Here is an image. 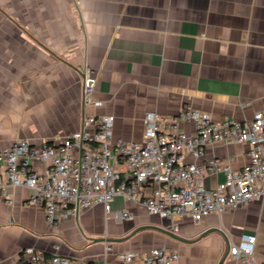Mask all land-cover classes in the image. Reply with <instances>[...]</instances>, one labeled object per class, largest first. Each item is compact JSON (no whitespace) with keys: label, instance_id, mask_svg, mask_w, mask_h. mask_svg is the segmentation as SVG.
I'll list each match as a JSON object with an SVG mask.
<instances>
[{"label":"crops","instance_id":"crops-1","mask_svg":"<svg viewBox=\"0 0 264 264\" xmlns=\"http://www.w3.org/2000/svg\"><path fill=\"white\" fill-rule=\"evenodd\" d=\"M98 80L96 107L83 100L86 73ZM185 104L214 121H247L264 109V0H0V151L18 138L57 143L84 126L85 114L115 116L114 137L141 141L148 110L177 115ZM182 128L193 132V124ZM249 145L224 143L209 158L248 162ZM223 173L204 183L216 186ZM31 191L14 189L9 204L0 191V264H23L33 247L51 256L120 264L125 251L141 254L168 246L175 264H218L244 233H256L255 259L264 262V202L251 201L210 214L200 222H179L178 241L145 225L170 228L172 220L150 215L116 197L113 209L132 219L116 220L103 205L79 210L51 226ZM220 228L225 234L203 233ZM136 264H142L141 261ZM225 264H237L228 257Z\"/></svg>","mask_w":264,"mask_h":264},{"label":"built area","instance_id":"built-area-1","mask_svg":"<svg viewBox=\"0 0 264 264\" xmlns=\"http://www.w3.org/2000/svg\"><path fill=\"white\" fill-rule=\"evenodd\" d=\"M97 78L85 74L83 100L100 107L95 98ZM141 141L114 137L115 116L85 114V126L57 143H33L18 138L0 151V191L9 204L14 189L31 191L29 201L41 205L51 226L77 215L78 210L103 205L105 213L118 221L132 219L129 210L112 209L116 197L143 206L150 215L179 222L190 217L200 222L206 216L222 214L251 201L264 202V109L247 121L224 118L214 121L209 113L185 104L177 115L148 110L144 115ZM193 124V132L182 123ZM249 145L248 162L239 170L232 158H209L207 149L224 143ZM223 173L225 179L214 187L204 183L207 176ZM256 233H244L231 244L229 256L237 264H264L255 259ZM23 264H110L54 254L33 247L22 251ZM179 252L159 246L143 251H125L120 264H175Z\"/></svg>","mask_w":264,"mask_h":264},{"label":"water","instance_id":"water-1","mask_svg":"<svg viewBox=\"0 0 264 264\" xmlns=\"http://www.w3.org/2000/svg\"><path fill=\"white\" fill-rule=\"evenodd\" d=\"M78 212H79V210H78ZM78 212H77V214H78ZM145 229H156V230H159V231L166 233L167 235L171 236L172 238H174L178 241H182V242H188L189 241V240L181 237L180 235L174 233L170 228H164V227H161L158 225H145V226H141V227L137 228L135 231H133L128 236L120 237V238L97 239L98 241H96V242H100V241L106 242V243H108V242H111V243L123 242V241L130 239L131 236L134 235L135 233L142 231V230H145ZM212 232H219V233H222L223 235L225 234L220 228L216 227V228L209 229L208 231L203 233L202 236L209 234V233H212ZM230 248H231V244L229 241L226 240V249H225L224 255L222 256V258L218 264H225V261L227 260V258L229 256Z\"/></svg>","mask_w":264,"mask_h":264},{"label":"rangeland","instance_id":"rangeland-1","mask_svg":"<svg viewBox=\"0 0 264 264\" xmlns=\"http://www.w3.org/2000/svg\"><path fill=\"white\" fill-rule=\"evenodd\" d=\"M112 209H113V205H112ZM114 210V209H113Z\"/></svg>","mask_w":264,"mask_h":264}]
</instances>
